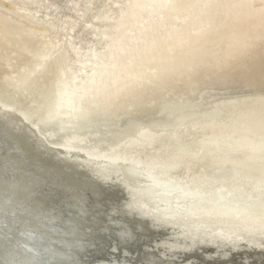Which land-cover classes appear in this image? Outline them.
<instances>
[{
    "label": "bare ground",
    "instance_id": "obj_1",
    "mask_svg": "<svg viewBox=\"0 0 264 264\" xmlns=\"http://www.w3.org/2000/svg\"><path fill=\"white\" fill-rule=\"evenodd\" d=\"M33 29L0 39V76L10 60L25 66L14 83L0 79V264H206L203 246L210 263L263 264L264 43L209 74L216 85L168 97L170 82L150 100L154 84L131 87L62 129L67 117L54 112L71 82L61 80L56 47L24 87L40 61ZM77 175L113 191L123 209L90 220L91 206L76 202ZM133 214L142 229L123 220ZM248 250L252 260H232Z\"/></svg>",
    "mask_w": 264,
    "mask_h": 264
},
{
    "label": "rangeland",
    "instance_id": "obj_2",
    "mask_svg": "<svg viewBox=\"0 0 264 264\" xmlns=\"http://www.w3.org/2000/svg\"><path fill=\"white\" fill-rule=\"evenodd\" d=\"M134 1L0 0V39L16 38L21 31L35 28L33 42L40 43L34 50L40 61L25 88L46 69L45 58L56 47L53 57L55 65L63 69L61 80L71 82L54 112L55 118L67 117L62 129L74 117L84 115L86 105H105L131 87L154 84L145 93L150 100L154 88L162 89L170 82L168 97L193 93L206 83L216 85V76L209 74L238 66L243 59L252 58L257 44L264 43V0H142L140 7L133 8ZM3 20L10 22L7 29L1 25ZM4 67L0 79L6 84L17 81L25 70L24 64L12 60ZM195 72L198 76H188ZM165 73L169 76H156ZM107 178L115 179L111 174ZM71 182L81 196L76 198L78 205L82 201L91 206L86 214L90 220L123 209L113 191L96 190L78 175ZM123 220L134 229L144 226L134 214ZM167 240L164 244H169ZM210 250L211 246H203L201 258L206 264H217L209 262ZM260 250L263 257L264 248ZM253 252L236 251L232 260H252Z\"/></svg>",
    "mask_w": 264,
    "mask_h": 264
}]
</instances>
